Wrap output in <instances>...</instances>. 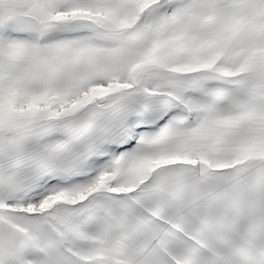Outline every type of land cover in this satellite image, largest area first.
<instances>
[{"label":"snow or ice","instance_id":"snow-or-ice-1","mask_svg":"<svg viewBox=\"0 0 264 264\" xmlns=\"http://www.w3.org/2000/svg\"><path fill=\"white\" fill-rule=\"evenodd\" d=\"M0 264H264V0H0Z\"/></svg>","mask_w":264,"mask_h":264}]
</instances>
